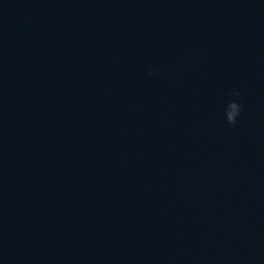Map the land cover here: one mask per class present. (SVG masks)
I'll return each instance as SVG.
<instances>
[{"label": "water", "instance_id": "obj_1", "mask_svg": "<svg viewBox=\"0 0 264 264\" xmlns=\"http://www.w3.org/2000/svg\"><path fill=\"white\" fill-rule=\"evenodd\" d=\"M0 264H264V0H0Z\"/></svg>", "mask_w": 264, "mask_h": 264}, {"label": "clouds", "instance_id": "obj_2", "mask_svg": "<svg viewBox=\"0 0 264 264\" xmlns=\"http://www.w3.org/2000/svg\"><path fill=\"white\" fill-rule=\"evenodd\" d=\"M153 72L149 71V75H152ZM232 97L237 99H230L225 107L224 116L229 125H235L237 123V117L242 112V106L239 103L238 98L242 95L239 89H233L230 93Z\"/></svg>", "mask_w": 264, "mask_h": 264}]
</instances>
